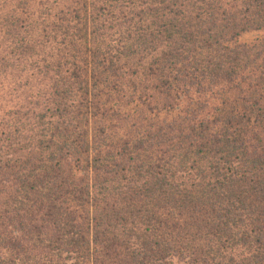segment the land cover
Segmentation results:
<instances>
[{"label":"trees","instance_id":"16d2710c","mask_svg":"<svg viewBox=\"0 0 264 264\" xmlns=\"http://www.w3.org/2000/svg\"><path fill=\"white\" fill-rule=\"evenodd\" d=\"M264 264V0H0V264Z\"/></svg>","mask_w":264,"mask_h":264},{"label":"rangeland","instance_id":"374dc122","mask_svg":"<svg viewBox=\"0 0 264 264\" xmlns=\"http://www.w3.org/2000/svg\"><path fill=\"white\" fill-rule=\"evenodd\" d=\"M173 262H174V264H182V263H180V261H178L177 259H174Z\"/></svg>","mask_w":264,"mask_h":264}]
</instances>
